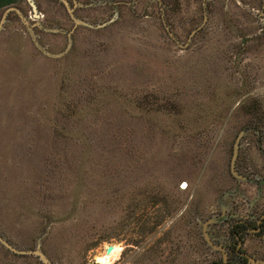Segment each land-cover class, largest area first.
I'll return each mask as SVG.
<instances>
[{"label":"rangeland","instance_id":"obj_1","mask_svg":"<svg viewBox=\"0 0 264 264\" xmlns=\"http://www.w3.org/2000/svg\"><path fill=\"white\" fill-rule=\"evenodd\" d=\"M32 1L0 0V264H240L232 227L264 216V0ZM263 236L244 230L248 264Z\"/></svg>","mask_w":264,"mask_h":264},{"label":"water","instance_id":"obj_2","mask_svg":"<svg viewBox=\"0 0 264 264\" xmlns=\"http://www.w3.org/2000/svg\"><path fill=\"white\" fill-rule=\"evenodd\" d=\"M61 2L64 3V5L67 7L68 11L70 14H73L74 13V8H71L70 7V4L67 0H60ZM29 4L31 5L32 9H33V12H34V15L36 17H38V9L36 7V4L32 1V0H28ZM75 6L78 7L80 6V4L78 3L77 0H75ZM15 8H11L9 9L7 12H10V11H14ZM207 22V16H205L204 18V22H203V25L201 27H199L198 29H196L191 36H195L200 30H202V28L205 26V23ZM167 31L169 32L170 36L173 37V39L176 41V39L174 38L173 34L169 31L168 28H166ZM245 132L242 131L239 136L237 137L236 139V142L234 144V148H233V155H232V161H231V174L239 181H248V178L244 175H241L238 170H237V161H238V158H239V152H240V142H241V139L242 137L244 136ZM187 185V184H186ZM185 185V186H186ZM184 186V187H185ZM242 245V241L240 240V244L239 246ZM113 250V246H109L106 250V252L109 254L111 253ZM245 257L248 258L249 262L252 261L251 257L247 254H243ZM96 264H101V263H96Z\"/></svg>","mask_w":264,"mask_h":264},{"label":"trees","instance_id":"obj_3","mask_svg":"<svg viewBox=\"0 0 264 264\" xmlns=\"http://www.w3.org/2000/svg\"><path fill=\"white\" fill-rule=\"evenodd\" d=\"M244 228H245V226L243 224H240V223L234 225V227L232 228V234L237 239L234 243L236 246L234 245L233 251H234L235 255L240 259V264H248V262H249L247 258L242 256V254L244 252L237 247L238 246V240L244 239V237H243V232L245 230ZM261 234H263V233H261Z\"/></svg>","mask_w":264,"mask_h":264},{"label":"flooded vegetation","instance_id":"obj_4","mask_svg":"<svg viewBox=\"0 0 264 264\" xmlns=\"http://www.w3.org/2000/svg\"><path fill=\"white\" fill-rule=\"evenodd\" d=\"M73 7H74V9L76 10L77 8H79V6L78 7H76L75 6V3L73 2ZM75 10H74V12H75ZM32 11H33V9H32ZM34 13V12H33ZM36 17V16H35ZM38 17H39V15H38ZM239 224V223H238ZM240 224H243L244 226H245V230H247V229H255L256 231H257V233H258V235H260L261 233H263L262 235H264V219H262L261 220V222L260 223H258L257 224V226L255 227V228H252V226H251V224H249L247 221H245V222H242V223H240ZM236 225V224H235ZM234 227V226H233ZM232 227V228H233ZM240 240L241 239H239L238 240V242H239V244H240ZM244 240V239H243ZM243 240H241V241H243ZM238 248H240V246H238ZM244 254V253H243ZM242 254V256L243 257H245L244 255ZM245 258H247V257H245ZM248 259V258H247Z\"/></svg>","mask_w":264,"mask_h":264},{"label":"bare ground","instance_id":"obj_5","mask_svg":"<svg viewBox=\"0 0 264 264\" xmlns=\"http://www.w3.org/2000/svg\"><path fill=\"white\" fill-rule=\"evenodd\" d=\"M117 255H118V248L113 245L112 252L109 254L106 252V254L103 256L102 260L108 262V260H111L113 258L112 256H117Z\"/></svg>","mask_w":264,"mask_h":264},{"label":"crops","instance_id":"obj_6","mask_svg":"<svg viewBox=\"0 0 264 264\" xmlns=\"http://www.w3.org/2000/svg\"><path fill=\"white\" fill-rule=\"evenodd\" d=\"M262 219H264V216L262 217ZM260 222H261V221H259V223H260ZM250 230L256 232L255 229H250ZM262 239H264V236L262 237Z\"/></svg>","mask_w":264,"mask_h":264}]
</instances>
